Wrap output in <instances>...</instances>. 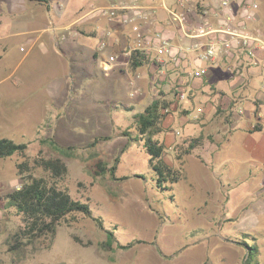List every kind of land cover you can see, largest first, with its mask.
I'll return each instance as SVG.
<instances>
[{"label":"rangeland","instance_id":"rangeland-1","mask_svg":"<svg viewBox=\"0 0 264 264\" xmlns=\"http://www.w3.org/2000/svg\"><path fill=\"white\" fill-rule=\"evenodd\" d=\"M23 1L24 7H10L0 0L4 22L0 78L13 74V86L2 85L0 92L14 95L10 103L19 108L11 114L15 127L1 128L0 139L27 144L24 155L0 160V264H243L247 251L235 243L243 242L242 232L258 237L259 262L264 264V232L245 229L254 218L248 211L249 196L263 184L264 173L255 171L245 152L229 151L218 167L209 156V128L203 126L205 149L185 154L200 128L185 125L183 113L172 115L155 139L164 145V160L179 172L180 181L171 190L157 192L150 157L144 141H136L133 119L154 100L168 101L160 95L156 73L146 67L118 66L105 74L102 58L94 60L88 53L78 55L73 68L54 65L52 54L37 53L21 63L31 44L15 34L12 26L14 10L29 12L28 1ZM49 1L53 11L64 9L69 16L72 5L89 4L87 0ZM90 11L87 8L84 14ZM256 29L264 32L256 26L252 31ZM93 42L97 47L100 40ZM53 48L60 53L56 45ZM99 51L110 58L105 48ZM58 76L63 77L61 81ZM59 83L61 91L53 95L56 99H46L47 88ZM43 160H60L67 172L55 178L41 166ZM29 177L54 183L72 199L88 204L93 218L102 219L105 229L93 218L77 215L65 220L54 237L33 243L17 239L23 218L7 208L6 196L17 190L22 178ZM261 222L264 230V217ZM107 230L115 233L111 246L106 244ZM246 242L256 243L252 238ZM131 243L130 249L120 248Z\"/></svg>","mask_w":264,"mask_h":264},{"label":"crops","instance_id":"crops-1","mask_svg":"<svg viewBox=\"0 0 264 264\" xmlns=\"http://www.w3.org/2000/svg\"><path fill=\"white\" fill-rule=\"evenodd\" d=\"M6 1L10 7L14 4L18 6L22 4V7L25 5L23 0L21 2ZM27 1L29 4L26 8L29 12L20 13L14 10V15L12 14L15 22L12 26L13 32L25 37L27 43H34L29 45L28 52H25L26 55L21 63L37 53L52 54L54 65L61 64L62 67L73 68L74 61L82 53H88L94 60L102 58L103 62L106 61L107 58L99 54V50L105 48L106 55L117 57L120 67H129L131 58L127 60L124 54L128 51L132 54L135 51L143 52L148 58L144 67L156 73L160 91L164 93L168 102L173 103L167 119L172 115L183 113L187 119L185 125L193 123L199 126L198 137L204 135L203 126L209 128V156L218 167L229 157L228 152L235 149L244 151L249 161L256 166L255 171L264 173V50L258 48L250 50L243 44H234L229 52L220 51L214 61L200 60L196 52H180L182 45L194 43L201 44L202 50H205L210 38L183 39L179 27L170 21L162 0H87L86 2H89L87 7L72 5L71 16L66 12L64 14V9L58 12L53 11L49 0ZM245 1L232 0L233 12L236 15L239 14L240 6ZM258 1L260 4L258 20L250 25V31L255 26L264 30V0ZM117 3L129 6L139 4L151 10L156 9L155 13L150 14L153 18L152 22L140 21L137 25H125L121 22V17L110 20L96 12L100 7ZM165 5L170 9H179L175 0H165ZM188 6L192 9L187 15V24L190 27L208 20L212 27L219 28L226 16V13L221 10L220 0H190ZM87 8L92 11L84 14ZM16 12L22 19L15 15ZM3 24L4 22L0 20V28ZM157 32L170 40L171 54L159 55L155 48H150V45L144 46L141 50L136 47L139 34L149 35ZM75 33L79 34L76 36ZM96 38L100 40L97 47L93 42ZM103 42L106 44L105 47H102ZM55 45L60 53L53 48ZM1 56L0 60H2ZM125 61H129V65L121 66V63ZM202 69L206 70L205 75L193 76ZM12 77L11 73L0 78V87L2 85L12 87L13 85L10 84ZM62 78L57 77L59 81ZM258 82L261 84L257 85ZM13 84L19 86L18 82ZM59 86H61L60 83L49 86L47 95H44L46 99H48L47 96L56 99L53 95L60 93ZM173 88L176 89L173 90ZM182 92L187 95L183 101L179 97ZM14 97V95L3 94V90L0 92V120L10 119L7 123L0 121V129L15 127L11 119L19 108L15 102L10 103ZM40 97L39 95L37 98L39 101ZM31 112L34 110L30 109ZM11 114L14 115L11 116ZM191 115L194 116L193 122L190 120ZM257 124L260 131L253 133ZM204 149L200 146L196 150ZM250 175L252 173L248 177ZM221 189L224 188L221 187ZM255 192L250 194V201L247 203L248 208H251L248 211L254 218L252 225L246 226L245 229L260 234L264 232L261 230V219L264 217V182L255 189ZM251 196L255 199H251ZM255 237L258 239L257 236Z\"/></svg>","mask_w":264,"mask_h":264},{"label":"trees","instance_id":"trees-1","mask_svg":"<svg viewBox=\"0 0 264 264\" xmlns=\"http://www.w3.org/2000/svg\"><path fill=\"white\" fill-rule=\"evenodd\" d=\"M31 1L44 2V0ZM147 62L148 58L143 52L135 51L132 54L130 66L132 69L137 70L144 67ZM160 95L164 96L163 93ZM171 105V102L158 98L143 112L133 116L138 135L136 141H144V149L150 157L149 163L154 172L152 182L157 192L171 190L180 181L179 172L164 160V145L155 139L157 135L163 132L162 126L170 115ZM259 131L260 127L257 124L253 133ZM125 135L129 136L127 132H125ZM203 141V136L194 138L185 151V154L188 155L202 146ZM26 150L27 144H17L9 139H0V160L9 159L15 155H24ZM68 150H71V148ZM24 165L19 166L21 171ZM41 166L55 178H59L67 172L66 166L60 160H43ZM99 167L101 168L100 165ZM115 170L116 167L114 166L110 169V172L113 174ZM101 171H106L105 166H102ZM20 186V190H15L6 196L7 208L14 209L16 214L23 218L24 226L17 234V239H23L33 243L41 239L54 237L58 228L69 217L83 215L93 218L92 210L88 204L72 199L67 192L59 189L57 185L47 182L43 178H22ZM93 219L101 229H105L102 219ZM106 236L107 246L113 245L114 241H116L115 233L107 230ZM242 237V243H235L244 247L247 251L243 264H261L259 262L260 251L258 239L254 235L250 236L249 234H243ZM247 238H252L256 242L255 245L248 244L246 242ZM16 244L19 245V242L17 241ZM133 246L134 244L131 243L125 246L120 245V248L126 250Z\"/></svg>","mask_w":264,"mask_h":264},{"label":"built area","instance_id":"built-area-1","mask_svg":"<svg viewBox=\"0 0 264 264\" xmlns=\"http://www.w3.org/2000/svg\"><path fill=\"white\" fill-rule=\"evenodd\" d=\"M179 9H170L166 7L165 0H162L163 6L168 12L170 21L177 25L181 31L183 39H204L210 38L209 42L205 46V50H202V45L194 43L191 45H182L180 52L183 53H198L199 59L203 61H214L220 51L229 52L234 44H243L246 48L254 49L258 48L264 50V32L260 29L250 31V25L257 22L258 11L260 4L258 0H246L240 6V12L236 15L233 12L232 0H220L221 10L226 13L225 18L220 24L219 28L212 27L208 20L190 27L187 24V15L192 9L188 6L190 0H175ZM148 9L150 10L148 12ZM156 9H150L142 5H126L124 3L112 4L107 7H100L97 9V13L100 16H104L110 20H116L121 17V22L125 25H137L140 21L150 22L153 18L151 13H155ZM154 21V20H153ZM152 22V21H151ZM139 28L136 26V30ZM77 36L78 33H75ZM139 41L136 42V47L141 50L150 45V48H155L159 55L171 54L170 40L167 39L162 33L157 32L155 34L138 36ZM34 44V43H29ZM145 44V45H144ZM105 43H102V47H105ZM22 52H25V48H22ZM132 56V52L128 51L124 54V57L128 60ZM128 66L129 61L121 63V66ZM120 66V63L115 56H111L109 59L103 62V71L105 74L110 73L114 68ZM206 74V70H200L195 73L194 77H201ZM180 100H185L187 95L185 92L179 94ZM21 186H17V190H20Z\"/></svg>","mask_w":264,"mask_h":264}]
</instances>
